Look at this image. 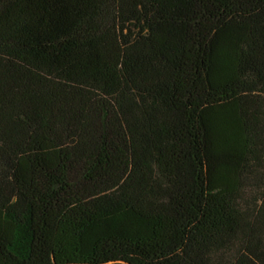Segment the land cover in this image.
<instances>
[{"label":"trees","instance_id":"obj_1","mask_svg":"<svg viewBox=\"0 0 264 264\" xmlns=\"http://www.w3.org/2000/svg\"><path fill=\"white\" fill-rule=\"evenodd\" d=\"M0 264H264V0H0Z\"/></svg>","mask_w":264,"mask_h":264}]
</instances>
